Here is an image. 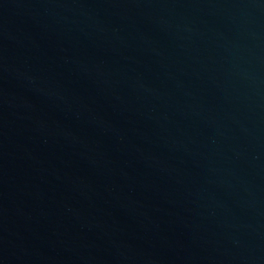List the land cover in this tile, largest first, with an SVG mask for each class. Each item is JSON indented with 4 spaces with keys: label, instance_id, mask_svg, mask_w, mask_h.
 <instances>
[{
    "label": "water",
    "instance_id": "water-1",
    "mask_svg": "<svg viewBox=\"0 0 264 264\" xmlns=\"http://www.w3.org/2000/svg\"><path fill=\"white\" fill-rule=\"evenodd\" d=\"M0 264H264V0H0Z\"/></svg>",
    "mask_w": 264,
    "mask_h": 264
}]
</instances>
